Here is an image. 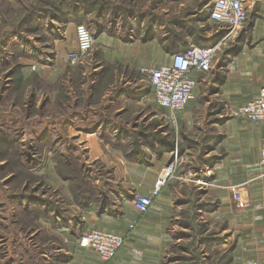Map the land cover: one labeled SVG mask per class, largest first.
<instances>
[{
	"label": "rangeland",
	"instance_id": "rangeland-1",
	"mask_svg": "<svg viewBox=\"0 0 264 264\" xmlns=\"http://www.w3.org/2000/svg\"><path fill=\"white\" fill-rule=\"evenodd\" d=\"M64 1L69 4L63 6ZM207 1L182 0L183 5L178 1L159 7L155 0H145L144 5L131 0H0V243L6 237L16 238L20 225L34 224V214L21 207L18 197L43 198L46 206L56 207L55 215L64 216L68 211L65 204L69 203L65 190L71 193L76 204H84L87 197L107 204L105 195L110 192L109 185H115V169L121 166L119 157L129 160L133 154L138 155V150L148 148L144 140L149 139L168 144L163 146L171 154L167 163L181 158L183 163L192 161V171L184 177H188V183H182L180 170L172 180L181 187L177 203L183 205L181 215L178 220L173 219L172 225L189 224L197 226L198 230L210 225L212 221H208L207 216H197L203 209L217 206L216 202L202 199L213 185L210 182L214 183L213 164L204 155L209 149L208 132L213 130L210 117L214 108L208 103L212 87L208 82L217 77L223 55L225 59L231 57L249 37L256 16L252 10L257 9L258 15L264 17V7L255 5L251 9L238 33L217 51L213 70L199 75L198 113L201 115L188 130L173 129L163 117L154 116V108L139 119L151 109L150 105L144 107L133 103L112 112L109 101L114 92L130 89L137 80V83L149 84V79L144 71L146 67L141 69L140 77L139 72L126 67L125 62L111 60V45L107 40L103 42L97 38L93 49L79 63H70L67 55L65 68L55 78L48 79L43 70L54 63L55 40L61 36L66 23L51 16L69 17L70 11L80 9L74 11L73 7H68L75 3H81L83 10L86 8L93 17L94 20L87 24L95 35L105 24L115 26L109 21L116 20L118 14H121L124 34L128 31L130 14L139 11L152 21L165 22L163 33L169 31L184 37L204 34L209 36L212 44L226 31L217 23L206 21L204 5ZM101 16L102 21L97 18ZM7 37L11 38L6 40ZM246 41L249 46L255 43L252 37ZM227 109L223 111L224 115H227ZM89 111L99 112L97 118L87 120ZM100 123V134L94 137L98 149L92 150L78 130H89ZM180 133L184 147L180 144ZM37 163H43V166H36ZM195 166L198 167L195 169ZM183 234L194 235V232ZM212 235L211 245L224 240V236L216 231ZM193 240L200 243L207 237L199 240L195 236ZM190 243L182 246L189 249L191 255H177L176 259L181 262L175 264H207V247L199 250L192 248ZM229 253L233 256V247L225 252V256ZM220 259L222 256H216L211 264Z\"/></svg>",
	"mask_w": 264,
	"mask_h": 264
},
{
	"label": "crops",
	"instance_id": "crops-1",
	"mask_svg": "<svg viewBox=\"0 0 264 264\" xmlns=\"http://www.w3.org/2000/svg\"><path fill=\"white\" fill-rule=\"evenodd\" d=\"M131 1L142 2L144 5L145 0ZM155 1L159 7L178 1L183 5L182 0ZM209 2L204 5L205 15ZM258 14L251 23L249 37L242 41L238 51L231 57L225 59L223 55L216 72L217 77L208 82L212 87L208 103L214 108L210 117L213 130L208 132L209 149L204 155L213 164L214 183L202 195V199L216 202L217 206L203 209L202 213L198 211L197 216H207L208 221H212L209 226L198 230L197 226L189 224L172 225L174 218L178 220L183 206L177 203L181 187L178 188L177 182L172 181L174 178L162 188L159 195L153 197V203L146 212L135 207L132 201L135 194H152L158 173L171 156L168 150L163 149L168 146L167 143H155L149 139L144 140L148 148L138 150V155L133 154L129 160L119 157L121 166L115 169V185H109L110 192L105 195L109 202L104 206L92 197H89L86 204H76L67 190L65 196H68L69 203L65 204L68 209L65 216H56L54 211L45 210V205L39 201L32 200L29 203L27 200H18L22 202L20 205L23 209L27 208L34 214V224L20 225L21 228L18 225L16 238L6 237L0 243V264H168L169 261V264H175L181 262L176 259L177 255H191V251L182 246L189 241L192 248L200 250L207 247V264H211L216 256H222L218 261L222 264H264V164L260 161L264 120L245 119L229 115L228 112L224 115L223 112L255 99L264 86V17ZM90 16L89 11H84L82 6L79 11L67 16L65 29L55 40L54 63L43 69L48 79L57 77L65 68L68 52L77 47L76 25L78 22L91 23L94 19ZM130 17L128 31L124 34L121 30V14H118L116 20L109 21L110 24L115 23V26L105 24L96 31V35L92 32L98 40L109 41L111 60L125 62L126 67L138 71L140 77L143 67L170 63L173 55L188 45L205 46L211 42L209 36L204 34L184 37L170 34L169 31L163 33L165 22L152 21L139 11L133 12ZM97 18L103 20L102 16ZM251 37L255 43L249 46L246 40ZM193 74L198 79L194 97L185 108L176 112L177 128L169 117L170 110L158 104L150 82L137 83V80L130 89L114 92L109 101L112 112H118L125 105L133 103L144 107L150 105L151 109L146 110L139 119L155 109L154 116L163 117L170 127L188 130L196 117L201 115L198 113L200 73ZM98 113L89 111L86 119L93 120ZM84 116L81 118L84 119ZM102 123L89 130H78L84 134L83 141L86 140V146L92 150L98 149L94 137L100 134L98 130H101ZM180 135V144L183 146V134ZM191 163H182L178 169L183 176L182 183H188V177H184L192 171ZM39 165L43 166V163L36 164ZM134 220L137 223L131 227ZM92 228L123 234L126 242L114 257L103 259L96 250L83 247L78 242L79 236ZM187 231L192 234L194 232V235L185 236L183 233ZM215 231L223 235L224 240L218 245H211L213 238L210 236ZM195 236L199 240L207 237V240L198 243V240H193ZM230 247H233L234 254L231 256L229 253L226 257L225 252Z\"/></svg>",
	"mask_w": 264,
	"mask_h": 264
},
{
	"label": "built area",
	"instance_id": "built-area-1",
	"mask_svg": "<svg viewBox=\"0 0 264 264\" xmlns=\"http://www.w3.org/2000/svg\"><path fill=\"white\" fill-rule=\"evenodd\" d=\"M255 5L264 7V0H210L206 20L217 23L226 30L225 34L210 45H188L183 51L175 53L170 63L144 68L158 104L170 110L169 117L176 128V112L185 108L194 97V88L198 79L193 73L201 74L212 70L217 51L231 40L232 35L238 33ZM252 11L258 13L257 9ZM76 39L77 47L68 53L69 62L72 64L82 61L93 49L97 40L84 22H78L76 25ZM227 112L229 115H237L245 119L264 120V86L258 97L236 108H228ZM183 161V158L172 160L161 169L151 195L135 194L132 201L139 211L144 213L149 209L153 197L159 195L170 179L177 176V170ZM260 161L264 164V143ZM136 223L137 220H134L130 226L134 227ZM78 242L83 247L96 250L103 259H111L125 244L126 237L118 232L92 228L83 232Z\"/></svg>",
	"mask_w": 264,
	"mask_h": 264
},
{
	"label": "trees",
	"instance_id": "trees-1",
	"mask_svg": "<svg viewBox=\"0 0 264 264\" xmlns=\"http://www.w3.org/2000/svg\"><path fill=\"white\" fill-rule=\"evenodd\" d=\"M65 4L67 5V4H69L67 1H64L63 2V6H65ZM83 7V5L81 4V3H75V4H73V5H71V6H68V7H73V9H74V11H75V9L76 8H80V7ZM60 8L62 9V3H61V5H60ZM84 10H86L87 11V9L86 8H84ZM70 12H73V11H70ZM58 16V17H57ZM51 17H55L57 20H59V21H61V22H64L65 21V18H67V16L65 17V16H59V15H52ZM224 30V29H223ZM226 31V30H225ZM224 31V32H225ZM223 35V34H222ZM221 35V36H222ZM9 37V36H8ZM7 37V39L6 40H9L10 38H8ZM173 129H175V127H173ZM41 144V143H40ZM33 162V161H32ZM28 167V166H27ZM18 199L19 200H27V202H32V200H36V201H39L40 203H42L43 205H45V210L47 209V210H50V211H56V207H53L52 205H50V206H46V202L44 201V199L43 198H40V197H36V196H30V197H18ZM87 199L89 200V197H87ZM88 200H86V201H84L83 203L84 204H86L87 203V201ZM104 205H106V204H104L103 202H102V204H101V206H104ZM26 210H28L27 208H25ZM30 212H31V210H29ZM55 214H57V212L55 213ZM57 216V215H56Z\"/></svg>",
	"mask_w": 264,
	"mask_h": 264
},
{
	"label": "bare ground",
	"instance_id": "bare-ground-1",
	"mask_svg": "<svg viewBox=\"0 0 264 264\" xmlns=\"http://www.w3.org/2000/svg\"><path fill=\"white\" fill-rule=\"evenodd\" d=\"M210 45V44H209Z\"/></svg>",
	"mask_w": 264,
	"mask_h": 264
}]
</instances>
